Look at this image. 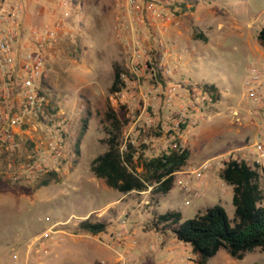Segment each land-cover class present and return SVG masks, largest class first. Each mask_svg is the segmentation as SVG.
<instances>
[{"label": "rangeland", "instance_id": "1", "mask_svg": "<svg viewBox=\"0 0 264 264\" xmlns=\"http://www.w3.org/2000/svg\"><path fill=\"white\" fill-rule=\"evenodd\" d=\"M14 1L23 7L27 23L59 25L44 88L50 112L57 122L65 119V130L59 170L47 184L44 179L49 173L21 168L34 145L24 143L18 156L8 150L0 156V264H110V252L101 242L75 232L85 219L82 215L94 209L91 219L111 222L109 230L116 228L120 218L137 223L136 260L148 256L154 264H167L163 260L183 254L182 264H197L188 244L180 253H170L179 241L170 232L154 230L151 220L155 212L169 210H180L185 220L218 203L234 217L233 190L219 171L231 156L251 163L263 159L255 142L260 135L264 147V85L258 87L261 100L254 102L247 94L246 82L256 77L257 71L264 72V48L258 40L264 27V0H180L160 18L152 17L145 8H135L129 0ZM143 3L139 0L140 6ZM64 11L69 12L67 17ZM174 29L181 40L174 38ZM198 32L207 40L197 38ZM188 37L192 38L189 44ZM134 40L142 43L145 53L136 75L125 51L127 41ZM114 65L130 75L123 90L126 97L109 92ZM260 79L264 80V74ZM205 83L216 85L218 96L200 111L186 110L192 122L180 139L191 151L184 168L196 167L204 160L212 162L203 184L180 173L165 195L147 190L125 197L92 173V160L107 150L102 139L106 136L103 120L108 101L121 118L127 113L138 116L144 108L156 116L159 126L146 128L135 142L140 151L146 146L145 155L151 157L169 147L165 131L159 127L180 108L187 91H207ZM173 86L177 88L168 100L166 92ZM245 112L248 117L243 116ZM225 114L238 125L249 127L241 143L232 138L235 132ZM237 144L247 147L239 150ZM8 163L15 167L12 171ZM184 178L191 183L188 189L177 181ZM261 183L264 187L263 178ZM151 234L154 237L150 238ZM155 240L158 249L144 243ZM207 264H264V250L256 248L238 259L221 249Z\"/></svg>", "mask_w": 264, "mask_h": 264}, {"label": "built area", "instance_id": "2", "mask_svg": "<svg viewBox=\"0 0 264 264\" xmlns=\"http://www.w3.org/2000/svg\"><path fill=\"white\" fill-rule=\"evenodd\" d=\"M176 2L180 0H144L143 5L140 6L139 0H129L130 5L135 8H145L155 18L166 14L167 9ZM64 15L67 17L69 12L64 11ZM58 39L59 25L27 23L23 7L19 2L0 0V156L7 150L16 152L15 155L18 156L17 152L22 149L24 143L34 145L35 149H32L28 155V162L21 167L31 173L59 170L57 163L63 152L62 133L65 130V119L60 122L54 119L50 112V98L44 88L47 64L57 47ZM125 47L126 54H129L127 58L130 61L131 72L136 75L140 70V62L145 59L142 43L135 40L127 41ZM262 74L264 72L257 71L256 77L246 82L247 94L254 102L261 100L258 87L264 85V80L260 79ZM122 76L125 86L114 94L120 93L121 96L126 97L127 93L123 90L126 83L130 82V75L123 71ZM176 88L177 86L169 87L166 92L168 100H171ZM211 99V94L203 89H196L192 93L187 91L179 103L180 108L159 127L160 131H165L164 135L169 141V147L174 149L183 147L180 139L185 128L192 122V117L185 114L186 110L200 111ZM127 114L123 118L125 124L122 149H126L128 143L135 145L137 136L142 131H146V128L159 126L156 116L146 112L145 108L138 116ZM142 118H145L143 122ZM260 140L258 135L255 147L264 159V147ZM263 159H258L257 162L261 163ZM8 168L12 171L15 167L12 163H8ZM211 168L212 162L206 160L196 167H183L176 174H190L194 178L193 181L203 184ZM177 181L186 189L190 187L191 183L187 178ZM121 222L122 225L115 233L113 244L108 243L118 255L123 254L119 248L124 247L123 242L127 240L128 233L126 219H122ZM185 247L186 243L180 241L169 252L180 253Z\"/></svg>", "mask_w": 264, "mask_h": 264}, {"label": "trees", "instance_id": "3", "mask_svg": "<svg viewBox=\"0 0 264 264\" xmlns=\"http://www.w3.org/2000/svg\"><path fill=\"white\" fill-rule=\"evenodd\" d=\"M196 37L207 40L202 32L196 33ZM258 40L264 48V27L258 32ZM122 74V68L114 65L110 94L121 91L125 86ZM204 88L212 99L217 98L219 90L216 85L205 83ZM103 123L106 136L102 141L107 144V150L92 160V173L123 194L147 190L159 196L169 193L174 187L176 172L187 164L191 156L190 149L169 147L151 157L145 155L146 146H142L140 151L136 145L128 143L127 148L122 149L125 121L110 101ZM79 144L80 141L76 144L78 151ZM55 174L49 172L44 184ZM219 175L233 190V218L218 203L185 220L180 210L155 212L151 220V226L157 232H170L177 240L190 245L197 264H207L221 249L238 259L256 248L264 250V187L261 183L264 164L231 156L224 161ZM106 228L107 223L93 221L89 216L76 225L75 232L98 234Z\"/></svg>", "mask_w": 264, "mask_h": 264}, {"label": "crops", "instance_id": "4", "mask_svg": "<svg viewBox=\"0 0 264 264\" xmlns=\"http://www.w3.org/2000/svg\"><path fill=\"white\" fill-rule=\"evenodd\" d=\"M195 15L196 14H194V18L193 19L196 22H198V19H196V16ZM173 31H174L173 32L174 38H176L177 41L178 40H181L180 38H177L176 37L177 31L175 29ZM191 39H189V37L186 39L187 44H189L191 42ZM248 114H249V112L248 113L245 112L243 114V116H246L247 115L246 117H248ZM225 116L227 118H230L226 114H225ZM228 121H226V122H228V125L230 126V129L235 132V134L232 136V138H234L235 142H238V144L241 143L244 140V136H245L246 132L249 131V127H245V126L238 125V123L234 122L235 121L234 118H230V119H228ZM238 144L236 145V147L239 150H242L243 148L246 149V147H247L246 144H241V145H238ZM245 149H243V150H245ZM233 150L234 149H232V148L229 149L230 152H232ZM129 194L130 193L123 194V196L129 195ZM120 199L121 198L117 199L116 201H120ZM123 199H125V198H123ZM94 211H95V209L94 210H90L89 212H87L86 214H84L82 216L84 218H87ZM97 212H95V213L97 214ZM122 219H126V221H127V224L126 225H127V230H128V233L126 235L127 240L125 242H123V246L124 247H120L119 248V250L122 251V253H123L122 255L123 256L122 255H118L116 253V251L113 250L111 244H108V243H112L113 244V239L115 237V233H116L117 230H119V228L122 225V222H121ZM116 221L118 223H117L116 228L113 229V230H111V229L109 230V228H108V223H111V222L104 221L105 223H107V228H106L105 231H102V232H100L98 234L84 233V236H89L90 238H93V239L98 240L99 242H101V244L105 248V250L107 252H110V255L111 256L108 259L110 264H154V262L152 261V259L150 257H148V256L145 257V260L144 261H141V260H136L137 257H135L136 256L135 254H133V247L138 243V239H139L138 238L139 237L138 235L140 234V232H139L140 228L137 227V223L136 222H132L131 223V221L127 217L126 218H120L119 220L117 219ZM102 237L104 238L103 240H102ZM151 237H154V235L151 234L150 235V238ZM147 241H144V243H146L148 245H153V247L156 248V249L159 248L158 247L157 240H155V242H153V243H151V242L148 243ZM159 244H162V242H159ZM183 256L184 255L181 254V255H178V257H175V258L174 257H171L169 260H166L165 259L163 261L164 262L167 261L168 262L167 264H170V263L182 264V261L184 259ZM41 264H44V263L41 262Z\"/></svg>", "mask_w": 264, "mask_h": 264}]
</instances>
